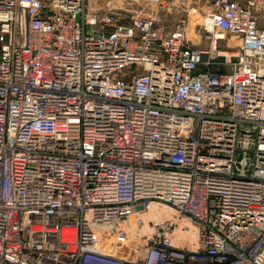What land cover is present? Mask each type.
I'll use <instances>...</instances> for the list:
<instances>
[{
	"label": "built area",
	"instance_id": "obj_1",
	"mask_svg": "<svg viewBox=\"0 0 264 264\" xmlns=\"http://www.w3.org/2000/svg\"><path fill=\"white\" fill-rule=\"evenodd\" d=\"M256 10L212 0L201 48L159 13L0 0V264H264Z\"/></svg>",
	"mask_w": 264,
	"mask_h": 264
},
{
	"label": "rangeland",
	"instance_id": "obj_2",
	"mask_svg": "<svg viewBox=\"0 0 264 264\" xmlns=\"http://www.w3.org/2000/svg\"><path fill=\"white\" fill-rule=\"evenodd\" d=\"M87 8L94 13H102L108 10L110 7H118L127 9L132 12L142 13H159V16L163 20L168 30H174L179 26H186L188 38L196 42L202 39L200 44H195L198 47H209L210 43L206 37V33L202 30V23L204 21L205 14L208 9V5L212 0H165L167 10H162L158 4L148 3H132L124 0H86ZM236 43V41H234ZM224 43H221V49L225 50ZM224 70H231L230 65L223 67ZM160 208L166 207L164 204L157 205ZM153 209V207H152ZM157 211V210H155ZM175 211H166L165 217H171ZM158 215V214H157ZM161 218V216H159ZM178 222L182 225H186L187 229H178L176 243L179 245H188L193 247L186 237H189L192 231L196 232L195 227L191 221L186 217L178 218ZM186 230V231H185ZM190 232H189V231ZM192 230V231H191ZM188 235V236H187Z\"/></svg>",
	"mask_w": 264,
	"mask_h": 264
},
{
	"label": "crops",
	"instance_id": "obj_3",
	"mask_svg": "<svg viewBox=\"0 0 264 264\" xmlns=\"http://www.w3.org/2000/svg\"><path fill=\"white\" fill-rule=\"evenodd\" d=\"M237 1L242 2V3H245L247 0H237ZM255 12H256V15H257V18H258L259 26L261 28H264V11L256 10ZM201 41H202V39H199L196 42H193V41L192 42L195 43V44H200ZM224 45L226 47V44L225 43H224ZM201 48H205V47H201Z\"/></svg>",
	"mask_w": 264,
	"mask_h": 264
},
{
	"label": "bare ground",
	"instance_id": "obj_4",
	"mask_svg": "<svg viewBox=\"0 0 264 264\" xmlns=\"http://www.w3.org/2000/svg\"><path fill=\"white\" fill-rule=\"evenodd\" d=\"M170 210H173L172 208H170L169 206L167 207H162V208H158V216H161L162 218L165 217V215L167 214L166 211H170ZM156 216L155 214H152L151 217H154ZM191 236L194 237L195 234L194 232L192 231L191 233ZM192 239H195V238H192Z\"/></svg>",
	"mask_w": 264,
	"mask_h": 264
}]
</instances>
